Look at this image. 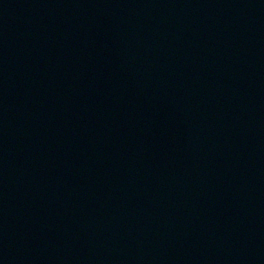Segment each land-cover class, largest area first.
<instances>
[{
  "label": "water",
  "instance_id": "95a60500",
  "mask_svg": "<svg viewBox=\"0 0 264 264\" xmlns=\"http://www.w3.org/2000/svg\"><path fill=\"white\" fill-rule=\"evenodd\" d=\"M100 0H0V220Z\"/></svg>",
  "mask_w": 264,
  "mask_h": 264
}]
</instances>
